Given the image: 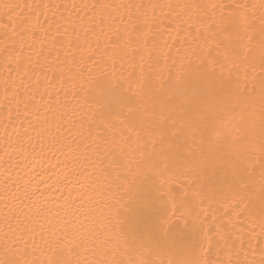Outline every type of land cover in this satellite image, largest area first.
Wrapping results in <instances>:
<instances>
[{
	"label": "snow or ice",
	"instance_id": "6c2138e0",
	"mask_svg": "<svg viewBox=\"0 0 264 264\" xmlns=\"http://www.w3.org/2000/svg\"><path fill=\"white\" fill-rule=\"evenodd\" d=\"M0 68V264H264V0H0Z\"/></svg>",
	"mask_w": 264,
	"mask_h": 264
},
{
	"label": "bare ground",
	"instance_id": "6f19581e",
	"mask_svg": "<svg viewBox=\"0 0 264 264\" xmlns=\"http://www.w3.org/2000/svg\"><path fill=\"white\" fill-rule=\"evenodd\" d=\"M54 3L56 2H65V0H53ZM0 72H3V69L0 68ZM49 76H51V73H49ZM41 92L44 91V78L41 77ZM0 85H2V78H0ZM49 91H52V89H49ZM0 101H3V88L2 86H0ZM7 123V114L5 110H0V157L3 158V162H4V167H7L9 163L14 162L15 160V156L16 154H13V161H9L8 156L5 155L3 149L5 147L4 145V135H5V131H4V124ZM13 123H16V126L19 127L18 122L15 121L14 119V114H13ZM8 132L9 134L12 133V127L11 125H9L8 128ZM4 168H0V172H3ZM16 171H19V169H16ZM37 172H39V169H37ZM23 175V173H21Z\"/></svg>",
	"mask_w": 264,
	"mask_h": 264
}]
</instances>
